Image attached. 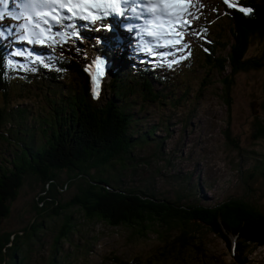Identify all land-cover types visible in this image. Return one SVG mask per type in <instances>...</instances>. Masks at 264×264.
Returning <instances> with one entry per match:
<instances>
[{"label":"rangeland","instance_id":"rangeland-1","mask_svg":"<svg viewBox=\"0 0 264 264\" xmlns=\"http://www.w3.org/2000/svg\"><path fill=\"white\" fill-rule=\"evenodd\" d=\"M184 1L188 8L181 19L187 23L183 28L177 23V32L183 34L182 44L177 47H183L184 44L189 47L184 53L177 55H190L181 63L168 68L166 63L155 60L154 57L148 59L150 54L145 48L140 49V53L136 50L138 56L131 54L132 64L147 71L149 74H142L150 79L153 89L162 87V93L166 97L160 98V102H150L128 96L125 106L132 113L129 130L135 136H141L150 127L155 128L148 133L145 141L130 148L127 158L123 161L115 160L113 166H106L103 175L118 168L121 171L122 167V177L117 183H113L120 188H134L145 192L151 190L159 199L175 200L181 195V201L196 200L203 205L216 204L229 196H242L264 211V180L260 174V161L264 160V136L257 135V123L264 124V56L260 60V67L239 71L233 75L229 88L230 105L226 109L219 80L222 74L208 70V66L201 62L200 45L204 40L211 42L212 38H218L220 43H227L223 50H217V53L224 54L228 45L233 42L231 24L222 12L220 3L224 0ZM23 23L22 20L13 21L11 17L0 20V25L6 28L5 32L13 39L10 40L11 45H5L8 52L24 48L40 60L45 54H60L79 59L84 68L91 64V57L98 53L97 40L96 45H93V38L95 35L97 37V33L91 32L89 27H80L77 38H69L67 43L56 46L47 43L28 45L18 41L21 32L18 26ZM53 25L54 28L58 26ZM60 30L68 31L59 27L53 33ZM15 31L17 35L13 37ZM131 37L129 36L130 39ZM157 42V38L149 39L145 43L146 48H154ZM127 44L131 45L132 42ZM122 45L124 44L119 48ZM120 50L122 48L118 50L117 45L115 50H104L105 57L109 60H104V73L113 59H116L114 54L117 56ZM123 51L127 53L126 50ZM155 51L160 53L173 49L156 48ZM263 51L264 39H253L245 57L258 58ZM12 61L21 63L19 57ZM24 61L29 68L34 66L36 69L35 72L27 71L29 74L39 70V64L33 65L28 59ZM18 71L22 73L20 69ZM153 75L159 78L154 79ZM108 79L107 74L101 79L98 98L91 97L94 104H102L110 95L106 89ZM64 80L59 88L47 83L48 88L45 90L43 87L46 83L41 82L28 84L29 86H24L21 90L8 93L4 105L6 121L0 127L1 170L10 169L11 153L18 155L22 151L23 143L26 144L31 139L30 143L35 147L45 139V134L39 129L45 127L42 120L53 121V110L58 105L59 93L66 90L74 93L76 90L74 80L67 78V83ZM164 80H169L172 84H167V81L163 84ZM91 83L89 81L90 91ZM11 84L21 87L16 80ZM166 85L172 87V93L165 88ZM49 101H55L52 113L48 109ZM65 176L64 170L58 172L61 181ZM42 186L44 189H41ZM45 191L47 192L46 184L41 185L34 175H23L15 199L9 201V212L0 222V236L5 232L20 230L31 221V206L36 197L44 195ZM74 191L73 186H62L61 198L68 199ZM38 205L41 203L38 202ZM67 212L77 225V231L70 233L68 240L54 245L53 240L61 229L63 215L43 217L34 234H29L27 240H21L20 252L23 259L19 264H113L112 257L127 264L136 258L144 264L143 259L153 255L162 242L159 233L163 229L158 227L150 230L145 237L137 238L130 228L109 226L99 220H86L82 212L76 209ZM190 227L194 231L198 230L196 238L201 243V251L208 258H213L216 264H264V245L249 247L242 258L236 259L232 255V237L231 249H227L218 236L203 227ZM173 231L174 228L170 231V237L174 236ZM156 262L157 260L153 264H158Z\"/></svg>","mask_w":264,"mask_h":264},{"label":"trees","instance_id":"trees-1","mask_svg":"<svg viewBox=\"0 0 264 264\" xmlns=\"http://www.w3.org/2000/svg\"><path fill=\"white\" fill-rule=\"evenodd\" d=\"M231 1L240 7H251L253 12L246 15L238 9L222 5V12L231 24L233 40L227 51L224 54L217 53V50H223L227 45L220 43L218 38L200 43L201 62L208 66V70L222 74L219 80L226 109L230 105L229 88L233 75L260 67V60L264 56L263 51L258 58L245 57L253 39H264V0ZM219 45L221 47H217ZM115 57L106 73L109 76L106 89L110 95L102 104H94L89 86L90 75L86 71L90 66L84 68L80 60L73 57L50 54L41 59L42 64L38 63L39 70L36 73L29 74L21 69L20 73L19 68L8 67V61L15 57L8 54L0 42V127L6 121L4 105L11 91L41 82L46 83L43 87L45 90L48 88L47 83L59 88L64 79L67 83V78L76 82L74 93L67 90L59 93L53 121L42 120L45 127H40L39 131L45 134V139L35 147L30 143L31 139L23 143L18 155L11 153L10 169L0 168V222L9 212V201L15 199L23 175H34L41 185L46 184L47 190L34 200L31 221L20 230L5 232L0 236V264L20 263L23 259L21 240H27L34 234L43 217L62 214L61 229L53 243L55 245L68 240L69 234L77 231V225L67 212L70 209L81 211L86 220H99L109 226L130 228L137 238L145 237L154 227L163 229L159 233L162 241L160 246L153 255L143 259L144 264H153L155 260L158 264H216L213 258H208L201 251V243L196 238L198 230L194 231L190 226L203 227L218 236L227 249H231L232 237V255L236 259L242 258L249 247L264 245V211L247 198L229 196L213 205L198 204L196 200L181 201V195L175 200L159 199L151 190L145 192L115 186L113 183H117L123 175L122 167L121 171L118 168V171L103 175L106 166H113L115 160L127 158L130 148L145 141L148 133L155 128L150 127L141 136H135L129 130L132 113L125 106L128 96L150 102H160V98L166 97L162 87L153 89L150 79L142 74L149 73L129 62L128 55L119 51ZM24 62L21 60V63ZM227 67L228 71L225 72ZM16 75L19 77L14 78ZM152 78L159 77L153 75ZM13 80L21 87L12 86ZM167 84L172 82L168 80ZM165 88L172 93V87L166 85ZM51 92L55 93L54 90ZM46 94L50 95V92L46 91ZM53 103L55 101H49L51 113ZM262 109L264 111V100ZM257 126V135L264 136V124L257 123ZM156 145L159 143L156 142ZM62 170L66 172L63 181L58 178V172ZM260 174L264 180V160L260 161ZM62 186H73L75 189L68 199L61 198ZM41 189H44L43 186ZM172 228L175 234L170 237ZM112 260L113 264H127L117 257H112ZM129 264L142 263L133 258Z\"/></svg>","mask_w":264,"mask_h":264},{"label":"snow or ice","instance_id":"snow-or-ice-1","mask_svg":"<svg viewBox=\"0 0 264 264\" xmlns=\"http://www.w3.org/2000/svg\"><path fill=\"white\" fill-rule=\"evenodd\" d=\"M2 2L3 0H0V3ZM121 2L122 0H107V2L105 0H31L35 10L23 16L22 20L25 23L18 26L21 29L18 41L26 42L28 45H44L47 43L52 46L67 43L69 38H77L78 33L75 31L74 24H63L62 22L64 20L72 21L74 19H83L84 21L95 23L111 14H120ZM224 3L228 8L237 7L231 0H224ZM187 8L188 5L183 0H173V2L161 0L159 4L150 5V11L154 14V19L148 22L145 31L147 36L157 38L158 42L154 48H145L144 50L150 55L155 54L154 59L158 56L160 61L166 63L168 68H172L174 65L181 63V61L186 60L188 55H190V53L177 55L178 53H184L185 49L189 47L187 44H184L183 47H177L182 44L183 34L178 33L176 30L177 23L180 28H183L187 23L181 19L187 12ZM42 9H48V11ZM65 9L71 15L66 17L62 16L60 12ZM90 9H96L99 14H93L89 11ZM238 10L246 15L253 12L251 7H240ZM130 11L135 13L136 8L132 7ZM6 16V12H0V20ZM12 18L21 20L19 17ZM52 23L61 25L62 29H70L71 31L66 32L60 30L53 33ZM156 48L173 49V51L156 53ZM12 55L19 57L21 60L28 59L33 65L43 63L31 51L24 48L15 51ZM104 66L105 61L103 59H97L94 63V70L92 67L86 69L91 76L94 99L98 98L100 91L99 78L104 75ZM8 67L19 68L24 71H36L34 66L29 68L27 64H18L11 60L8 61Z\"/></svg>","mask_w":264,"mask_h":264},{"label":"bare ground","instance_id":"bare-ground-1","mask_svg":"<svg viewBox=\"0 0 264 264\" xmlns=\"http://www.w3.org/2000/svg\"><path fill=\"white\" fill-rule=\"evenodd\" d=\"M20 4H22V0H3V2L1 3L0 6V12H6L7 15H11L13 13L15 14H19L21 13V11L16 12V7ZM19 9V8H18ZM14 11V12H13ZM62 16L66 17V14L61 12ZM81 21H84L83 19H81ZM65 22V21H64ZM64 22H62L63 24H65ZM88 22V21H87ZM87 22H82L79 24L75 25V31L77 32L78 29L80 27H89V24ZM74 24V23H72ZM52 25V24H51ZM61 27V25L59 26ZM52 31H56V30H52ZM68 31H71L70 29H68ZM91 31V29H90ZM92 32V31H91ZM137 32H139L138 30V26L137 25H128V26H124V28H119V26L117 25H113L111 29L107 28L106 25L103 26V28L101 29L100 33L97 35H95V37L93 38V45L95 43V41L97 40L98 45L96 46L97 48V55H100L104 58L105 54H104V50L106 48H111L115 50V45L119 46V44L121 43H130L132 41V39L129 38V36H134L135 34H137ZM101 33H103L101 35ZM80 35V34H79ZM148 38H139L138 40L140 42L146 41ZM96 45V43H95ZM112 55V53H111Z\"/></svg>","mask_w":264,"mask_h":264},{"label":"clouds","instance_id":"clouds-1","mask_svg":"<svg viewBox=\"0 0 264 264\" xmlns=\"http://www.w3.org/2000/svg\"><path fill=\"white\" fill-rule=\"evenodd\" d=\"M221 6H222V4H221ZM223 7V6H222Z\"/></svg>","mask_w":264,"mask_h":264}]
</instances>
